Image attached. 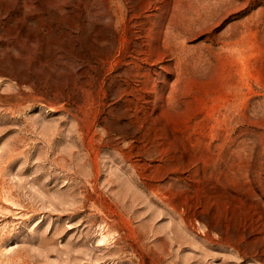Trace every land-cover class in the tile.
<instances>
[{"label":"rangeland","instance_id":"obj_1","mask_svg":"<svg viewBox=\"0 0 264 264\" xmlns=\"http://www.w3.org/2000/svg\"><path fill=\"white\" fill-rule=\"evenodd\" d=\"M0 264H264V0H0Z\"/></svg>","mask_w":264,"mask_h":264}]
</instances>
